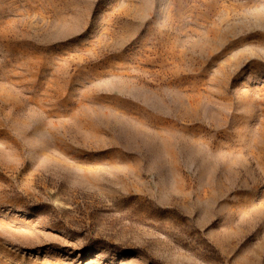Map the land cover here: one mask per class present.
<instances>
[{
	"label": "rangeland",
	"instance_id": "obj_1",
	"mask_svg": "<svg viewBox=\"0 0 264 264\" xmlns=\"http://www.w3.org/2000/svg\"><path fill=\"white\" fill-rule=\"evenodd\" d=\"M0 264H264V0H0Z\"/></svg>",
	"mask_w": 264,
	"mask_h": 264
}]
</instances>
